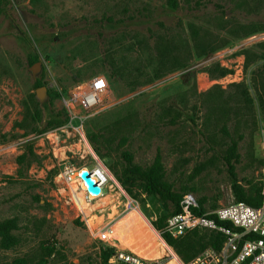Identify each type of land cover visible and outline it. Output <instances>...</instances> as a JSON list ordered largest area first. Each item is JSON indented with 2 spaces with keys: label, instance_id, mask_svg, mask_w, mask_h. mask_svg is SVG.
Returning a JSON list of instances; mask_svg holds the SVG:
<instances>
[{
  "label": "rangeland",
  "instance_id": "rangeland-1",
  "mask_svg": "<svg viewBox=\"0 0 264 264\" xmlns=\"http://www.w3.org/2000/svg\"><path fill=\"white\" fill-rule=\"evenodd\" d=\"M243 1L248 6L242 0H178L174 8L168 0H0V136L8 134L0 143V264H100L111 245L95 237L97 228L111 229L136 213L132 207L158 232L161 203L137 184L130 191L121 179L128 167L154 171L175 194L193 192L207 210L236 199L234 182L263 191L264 107L252 78L264 53L246 66L243 50L264 52V3ZM220 18L259 29L232 36L220 29ZM190 23L228 43L191 59L185 52V44L192 47ZM157 42L192 66L141 83L154 74ZM213 62L231 72L209 76L202 68ZM113 66L122 74L112 75ZM96 76L108 86L97 105L83 107L81 93ZM37 80L46 86L43 99ZM237 82H245L253 100V115L240 126L237 117L226 124L214 117L204 102L212 92L237 108ZM36 101L42 119L31 131L26 106ZM50 112L64 122L46 126ZM232 147L229 166L224 156ZM65 164L102 166L122 189L115 186L81 212L75 190L59 175ZM130 235L149 242L147 255L158 245L145 222ZM114 237L130 251L122 247L129 241ZM163 247L168 253L155 259L158 264L186 262L172 245Z\"/></svg>",
  "mask_w": 264,
  "mask_h": 264
},
{
  "label": "trees",
  "instance_id": "trees-1",
  "mask_svg": "<svg viewBox=\"0 0 264 264\" xmlns=\"http://www.w3.org/2000/svg\"><path fill=\"white\" fill-rule=\"evenodd\" d=\"M168 1L174 8L178 7V0H168ZM253 2L264 3V0H253ZM242 3L245 6H248V3L246 1L242 0ZM219 26L220 29L226 28L227 31H230L228 33L229 35L232 36H233L232 33L234 31H237V36L239 37H244L259 29L256 28L255 26L246 28L245 26H243L242 24L236 21L233 22L231 20H228V18H220ZM189 27L192 37V47L188 45V43L185 44V52L186 55H189L191 57V59L194 58L195 56L201 57L203 55L212 53L228 43L227 38H220L219 36H217V34L212 33L206 28L197 26L194 23H190ZM156 45H159V49H157L156 52L157 55L154 54L152 57L153 58L152 61L155 63L154 74L152 77H149L148 79H146L141 83L151 82L154 79L160 78L166 75L168 72H171L177 68H189L192 66L190 62H185L184 58H180L179 56H172L163 49H161L162 43L157 42ZM260 46L264 48V42L260 43ZM243 53L245 56V65L248 66L251 65L255 60L261 59L262 54L264 52L261 51L259 53V52L251 51L249 49H244ZM202 69H204V71H206L209 74V76L213 78L223 77L231 72L229 68L221 65L219 62H213L211 64L204 65ZM111 71H112V75L122 74V70H120L118 66H113ZM134 71L137 72L139 71V69L136 68ZM253 74L254 77L252 79L258 90V97L260 98V104L264 107V64L262 66H259ZM244 83L245 82H237L233 84L240 89L238 92L239 102L237 108H235V106H230L226 104L228 102H225V100L222 99H218L216 95L208 91L209 93H206L204 102L210 114L214 115V117H221L224 120L225 124L228 123L227 118L230 119L231 117L232 118L237 117L238 121L236 125L238 126H240V124H242L243 122L247 121L246 117L248 119L249 117L251 118L253 115L252 114L253 100L252 97L250 96L248 88ZM41 84H42L41 81L37 80L36 85L41 86ZM218 87L220 88V86ZM51 97L54 96L51 95ZM37 103L38 101H36L35 104H32L33 106H29V105L26 106L27 114H28L27 116L30 117L33 121L29 125L31 131L36 130L37 123L42 119V114L38 106L36 105ZM164 110H167L168 113L169 112L171 113L172 111H175V108L168 107V108H164ZM48 118L49 119L46 123V126H52L64 122V119L61 117L60 113L52 114V112H50V116ZM240 137H242V135ZM7 138H8V134H2L0 136V143H4L7 140ZM91 138L92 140H95L94 136L93 137L91 136ZM235 155H236L235 147H232L231 150L229 151V154L224 156L229 166L233 164ZM23 157H25V154L20 158L21 160H19L21 164L24 163L22 160ZM124 174H125V178L121 176V179L123 183L130 189V191L137 184L140 187H142V189L146 194L154 198L155 201L161 203L162 206L161 211H159L160 212L159 216L157 217L156 222H154L157 228H160L161 230L165 226L167 218L170 215L180 211V200L182 195L173 193L170 190V187L166 185L154 171L145 170L140 167L134 166V167L126 168ZM233 185H234V194L236 196L235 197L236 200L245 201L253 206L261 205L263 200V194L261 192V188L259 187L244 188L243 186L237 184V182H234ZM199 210L203 212L206 211L207 209L201 206ZM220 223L231 226L229 222H220ZM9 225L11 226L12 224L10 223ZM162 236L168 244L174 247L176 252L186 262L193 259L195 256H197L201 251H203L207 247H214V248L221 247V245L225 240V235H223L221 232L215 230H209V229H195L187 232L185 235L179 238H174L167 233H162ZM122 247L125 249H129V247L125 245H122ZM115 249L116 248L113 246H109L108 248H106L102 253L100 264H110L109 258L112 255V253H114ZM161 252H162V257H165V255L168 253V250L165 247H163L161 248Z\"/></svg>",
  "mask_w": 264,
  "mask_h": 264
},
{
  "label": "built area",
  "instance_id": "built-area-1",
  "mask_svg": "<svg viewBox=\"0 0 264 264\" xmlns=\"http://www.w3.org/2000/svg\"><path fill=\"white\" fill-rule=\"evenodd\" d=\"M107 86L108 81L105 77H94L88 91L81 93L82 106L90 108L97 105L101 100V93ZM84 169L89 171L90 177L99 186L98 193L88 189L81 175ZM59 175L75 190L73 198L81 212L85 211V203L91 205L104 199L113 192L115 186L122 189L118 181L102 166L89 168L65 164ZM262 194L260 206L232 199L227 204L201 212L198 197L193 192H186L180 200V211L170 215L158 233L162 238V233L179 238L195 229H209L225 235L221 247H207L190 261L180 264H264V189ZM132 204L128 201L127 205ZM220 222H229L231 226ZM110 231L107 226H102L95 232L96 238L116 248L109 258L110 264H158L157 260L146 259L132 251L119 248L116 238L111 236Z\"/></svg>",
  "mask_w": 264,
  "mask_h": 264
},
{
  "label": "bare ground",
  "instance_id": "bare-ground-1",
  "mask_svg": "<svg viewBox=\"0 0 264 264\" xmlns=\"http://www.w3.org/2000/svg\"><path fill=\"white\" fill-rule=\"evenodd\" d=\"M100 99H101V97H100ZM83 203H84V201H83ZM87 205L88 204L85 203V206H87ZM132 209H134L136 211V213H130L126 217L119 218L115 222V225L111 226V231H110L111 236L114 237L115 235H119L125 243H127V241H129V243H127L130 245V246L127 245V247H129V250L132 251L133 253L143 257V258L150 259V260L162 258V252H160V250H161L160 246H161V244H166L165 240L154 229V227L151 225V223H148V221H145V219L143 218V215L135 207H132ZM143 222H145L147 224V228L149 229L150 236L151 235L156 236L158 239V242H157L158 245L157 246H155V245L151 246V251H150L149 255H147L146 250L143 249L144 245H146L149 242L148 241H142V236H141V238L137 237L135 239L134 238L132 239L131 235H130V231L132 229H135L136 226H139ZM90 224L92 225V223H90ZM168 249H169V252L172 254V256L176 260H178V257L176 256L175 252L170 248V246ZM160 253H161V255H160Z\"/></svg>",
  "mask_w": 264,
  "mask_h": 264
},
{
  "label": "water",
  "instance_id": "water-1",
  "mask_svg": "<svg viewBox=\"0 0 264 264\" xmlns=\"http://www.w3.org/2000/svg\"><path fill=\"white\" fill-rule=\"evenodd\" d=\"M39 65V62H36V64L32 67L33 72L36 71L37 66ZM37 96L40 99H43V97L46 95V86H40L36 90ZM82 178L85 180L88 189L93 192V193H98L100 188L99 186L95 183V180L90 177V173L88 170L84 169L81 171Z\"/></svg>",
  "mask_w": 264,
  "mask_h": 264
}]
</instances>
